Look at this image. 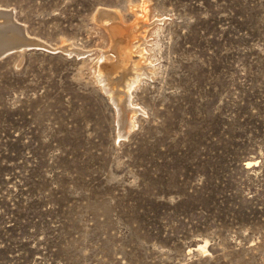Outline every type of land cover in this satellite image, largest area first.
Returning a JSON list of instances; mask_svg holds the SVG:
<instances>
[{"label":"rangeland","instance_id":"1","mask_svg":"<svg viewBox=\"0 0 264 264\" xmlns=\"http://www.w3.org/2000/svg\"><path fill=\"white\" fill-rule=\"evenodd\" d=\"M144 14L126 135L96 75L137 59ZM0 22L31 40L0 56V264H264V0H0Z\"/></svg>","mask_w":264,"mask_h":264},{"label":"bare ground","instance_id":"2","mask_svg":"<svg viewBox=\"0 0 264 264\" xmlns=\"http://www.w3.org/2000/svg\"><path fill=\"white\" fill-rule=\"evenodd\" d=\"M145 5H146V3H145ZM140 10H142V9H140ZM2 11H4V10H2ZM145 15L146 14L143 15V20H141L142 23H141V26L140 27L134 25L133 32H131V30H128L126 28H120L118 25L117 26L116 25L111 26L112 32L116 33L115 34L116 37L120 38L123 33H125V34L128 35L131 32V34H130V37L131 38L128 41H132V40H138L139 41V44L137 45L138 55L137 56L134 55V57H137V59H134L132 57L131 54H133V51L130 52L129 51V48H126L125 49V55L127 56V57H125L126 58V61L127 62H130L131 61V62H130L129 65H127V64L124 65V66L122 65V68L120 66V68L122 70H121L120 75L118 73H116V74H118V76H117L118 78L117 79L113 77L114 74L110 70L108 72H106V73H103L105 75H103L101 72L97 73V75H96V78H97L98 82L100 83V86L102 87V88L100 87L101 90H103L105 92V93L104 92L103 93L107 95V97L111 101L112 105L117 110V113L119 115V120L117 121L118 122V127L120 128L119 129V132L120 133L124 132V133H126V135L128 134V131H129V129L132 126V119H133V116L136 113L135 112L136 111L135 110L136 108H133L131 106V102H130V93H131L130 90H132L131 87L132 86H135V85H133V83L135 81H137L138 80V76L142 74V73L140 74L139 70H141L143 72V74H146V70L148 69V67H147V69H145V66H143L142 64H140V61L143 59V56H144L143 51L145 49L144 46H143L144 44H142L141 41L145 40V37L147 38V36H148V35L145 36L147 30H144L145 26L149 25L148 23L143 22ZM99 18H101V17H99ZM116 18H117V19H115L116 20V23H119L120 22L119 17L116 16ZM11 22H12V20H11ZM139 22H140V20H139ZM12 23H15V22H12ZM2 25H3V23H2ZM9 28H10V30L8 31L7 29H4V28H1L0 27V56L8 53L10 50L14 49V47H20L21 44H30L31 43V40L28 39V38L27 39L24 38L23 35L21 34V32H19L17 29H15L13 27H9ZM149 28H150V26H149ZM141 30H144V31H141ZM127 45H129L128 42H126V46ZM124 46H125V43H124ZM103 52H105V51H103ZM114 60L116 61L117 59H114ZM122 64H125V63L122 62ZM104 66L105 67L106 66L109 67L110 65L109 64H104ZM105 71H106V69H105ZM115 71H117V70H115ZM143 74H142V76H143Z\"/></svg>","mask_w":264,"mask_h":264},{"label":"water","instance_id":"3","mask_svg":"<svg viewBox=\"0 0 264 264\" xmlns=\"http://www.w3.org/2000/svg\"><path fill=\"white\" fill-rule=\"evenodd\" d=\"M79 56H81V55H79Z\"/></svg>","mask_w":264,"mask_h":264}]
</instances>
